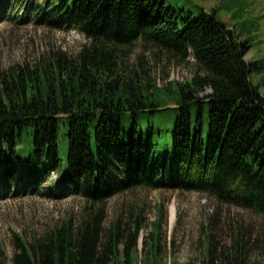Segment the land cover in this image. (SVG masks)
Masks as SVG:
<instances>
[{"label":"trees","instance_id":"16d2710c","mask_svg":"<svg viewBox=\"0 0 264 264\" xmlns=\"http://www.w3.org/2000/svg\"><path fill=\"white\" fill-rule=\"evenodd\" d=\"M10 12L18 23L74 28L88 43L76 56L52 50L35 63L0 67V185L42 186L54 173L98 206L49 242L15 236L11 264H133L135 243L118 258L117 221L101 244V206L137 189L196 192L264 217V94L252 82L264 64L245 60L249 43L216 9L189 0H0V22ZM136 46L153 60L129 65ZM191 57L186 81L160 84L153 74ZM206 239L204 264H263L244 257L241 241L217 252L212 235Z\"/></svg>","mask_w":264,"mask_h":264},{"label":"rangeland","instance_id":"374dc122","mask_svg":"<svg viewBox=\"0 0 264 264\" xmlns=\"http://www.w3.org/2000/svg\"><path fill=\"white\" fill-rule=\"evenodd\" d=\"M189 1L207 11L216 9L222 21L235 28L239 39L249 43L246 60H260L264 64V0ZM14 10L18 11L11 12ZM11 12L0 22V67L3 69L35 63L52 50L76 56L88 43L74 28H53L32 18L18 23ZM140 60L152 61L153 58L149 51L136 46L128 63L132 66ZM189 60V64L181 66L165 68L160 64L153 74L160 84L167 77L168 82L186 81L194 74V60L192 57ZM252 82L261 83L259 90L264 94V69L252 74ZM58 150L61 162L65 163L68 139L63 122L58 129ZM49 182L42 186L0 185V264H11L15 236L30 245L36 241L49 242L54 231L66 227L75 231L83 218H92L98 211V206L90 207L62 186L56 174L50 175ZM52 183L56 185L53 189ZM101 207V244L110 243L112 226L117 221L120 231L116 246L118 258H122L127 242L135 243L136 249L129 255L133 264H204L209 245L207 234L215 240V251L233 249L241 241L244 257L249 262L264 264V217L220 205L203 194L137 189L117 194Z\"/></svg>","mask_w":264,"mask_h":264}]
</instances>
